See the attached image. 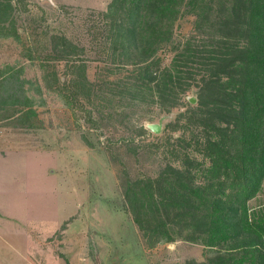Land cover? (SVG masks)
Wrapping results in <instances>:
<instances>
[{
    "label": "rangeland",
    "instance_id": "rangeland-1",
    "mask_svg": "<svg viewBox=\"0 0 264 264\" xmlns=\"http://www.w3.org/2000/svg\"><path fill=\"white\" fill-rule=\"evenodd\" d=\"M110 1L12 0L20 38L0 36V264H188L223 251L180 236L150 246L127 207L128 178L182 167L175 148L202 159L180 140L194 143L195 131L166 124L199 103L205 70L172 112L151 97L133 102L120 93L134 68L108 52L103 12ZM175 31L183 41L192 36L195 17L181 19ZM54 36L84 49L75 62L101 84L91 98L64 86L73 68L70 57L55 59ZM175 53L159 52L162 67ZM162 119L160 132L149 127ZM263 206L264 189L249 201L251 214Z\"/></svg>",
    "mask_w": 264,
    "mask_h": 264
},
{
    "label": "trees",
    "instance_id": "trees-1",
    "mask_svg": "<svg viewBox=\"0 0 264 264\" xmlns=\"http://www.w3.org/2000/svg\"><path fill=\"white\" fill-rule=\"evenodd\" d=\"M15 8L12 0H0L2 37L20 38ZM103 16L111 58L134 68L120 91L133 102L151 97L172 112L205 70L196 85L199 103L166 124L195 131L194 143L180 140L202 159L175 148L182 167L168 164L156 177L124 184L127 207L147 242L180 236L223 250L188 264H264V206L253 214L249 207L264 189V0H111ZM187 16L195 17V33L183 41L175 29ZM54 50L57 60L70 57L73 76L64 86L91 98L101 84L90 80L85 63L75 62L84 49L54 36ZM161 50L176 52L164 67ZM190 63L201 68L192 71Z\"/></svg>",
    "mask_w": 264,
    "mask_h": 264
},
{
    "label": "water",
    "instance_id": "water-1",
    "mask_svg": "<svg viewBox=\"0 0 264 264\" xmlns=\"http://www.w3.org/2000/svg\"><path fill=\"white\" fill-rule=\"evenodd\" d=\"M190 100L192 102H195V98L194 97H190ZM162 121L163 119L159 122V123H152L149 124V127L154 130L155 132H160L161 128H162Z\"/></svg>",
    "mask_w": 264,
    "mask_h": 264
},
{
    "label": "crops",
    "instance_id": "crops-1",
    "mask_svg": "<svg viewBox=\"0 0 264 264\" xmlns=\"http://www.w3.org/2000/svg\"><path fill=\"white\" fill-rule=\"evenodd\" d=\"M40 243H42V242H40ZM44 243H46V242H43V244H44ZM35 244L40 245L38 242H36Z\"/></svg>",
    "mask_w": 264,
    "mask_h": 264
}]
</instances>
